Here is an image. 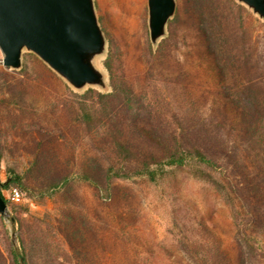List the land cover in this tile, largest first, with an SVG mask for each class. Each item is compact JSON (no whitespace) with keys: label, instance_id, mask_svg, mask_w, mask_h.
<instances>
[{"label":"rangeland","instance_id":"1","mask_svg":"<svg viewBox=\"0 0 264 264\" xmlns=\"http://www.w3.org/2000/svg\"><path fill=\"white\" fill-rule=\"evenodd\" d=\"M146 1L93 0L105 39V51L96 59L105 90L76 91L26 51L20 69H6L0 53V183L6 167L17 165L32 192L29 197L17 189L19 198L12 199L16 188L1 190L7 201L2 222L15 240L17 225L9 219L13 207L22 219H39L55 232L71 264H239L229 207L188 168L168 172L156 183L141 177L105 180L109 165H121L113 124L103 120L93 92L111 91L108 60L114 85L124 83L143 95L148 116L134 118L123 107L114 108L115 126L121 124L124 140L131 143L136 136L128 126L133 122L165 128L172 115L186 123L198 118L221 124V136L236 139L237 133L226 127L237 118L224 89L250 88L264 104V21L234 0H175L164 36L152 45ZM221 14L218 28L215 18ZM189 108L195 112L186 117ZM122 166L127 175L136 169L133 163ZM224 168L231 181L230 167ZM61 178L65 183L52 188ZM243 202L236 200L238 212ZM65 214L73 225L59 224ZM263 235L259 253L245 264H264ZM0 264L9 263L2 259Z\"/></svg>","mask_w":264,"mask_h":264},{"label":"trees","instance_id":"2","mask_svg":"<svg viewBox=\"0 0 264 264\" xmlns=\"http://www.w3.org/2000/svg\"><path fill=\"white\" fill-rule=\"evenodd\" d=\"M223 17L221 14L215 18V27H220ZM208 39L212 42L210 37ZM104 66L111 76V91L93 94L101 109L103 120L113 124L112 142L118 164L121 165L117 169L109 165L104 172L105 180H134L141 177L156 183L168 172L188 168L192 176L207 182L229 207L239 264H245L248 256L259 253L258 239L264 234V104L258 102L259 93L246 87L236 92L224 89L223 96L234 102L231 105L232 112L237 118L235 123L226 127L228 131L237 133L236 139L225 140L221 136V129H224L221 124L205 123L198 118L196 123H186L172 115L173 121L165 128L152 124L140 127L133 122L128 126V130L136 136L135 142L131 143L124 140L121 124L115 126L114 108L123 107L132 117L138 118L148 116L149 107L145 106L143 95L137 96L124 83L114 85L113 71L108 60ZM216 67L220 81L225 82L218 62ZM1 73L0 70V76ZM184 112L186 117H189L191 112L194 114L195 111L189 108ZM121 162L135 164V171L129 175L125 174ZM225 165L231 169V181L224 174ZM250 168L253 172H249ZM5 175L4 183H0V192L16 188L25 195L32 196L31 187L26 181L28 178L17 165L7 166ZM65 181L66 178L57 179L51 187L55 188ZM238 198L245 199L240 205V212L235 208ZM3 200L7 204L4 198ZM9 219L12 225H17L16 237L13 240L9 236L0 216V229L4 238V244L0 247V260L6 259L9 264H71L73 260L60 249L55 232L50 233L39 219H22L14 211V207L13 215ZM71 223L73 225L69 214L61 216L59 220L61 226L66 227ZM74 232L77 234V231Z\"/></svg>","mask_w":264,"mask_h":264},{"label":"water","instance_id":"3","mask_svg":"<svg viewBox=\"0 0 264 264\" xmlns=\"http://www.w3.org/2000/svg\"><path fill=\"white\" fill-rule=\"evenodd\" d=\"M264 21V0H234ZM149 40L164 36L175 11V0H147ZM35 55L72 89H106L104 73L96 65L105 39L93 0H0L1 65L21 67L22 53ZM0 216L7 205L0 192Z\"/></svg>","mask_w":264,"mask_h":264},{"label":"built area","instance_id":"4","mask_svg":"<svg viewBox=\"0 0 264 264\" xmlns=\"http://www.w3.org/2000/svg\"><path fill=\"white\" fill-rule=\"evenodd\" d=\"M11 197H12V199H18L19 198V192L17 189L11 190Z\"/></svg>","mask_w":264,"mask_h":264}]
</instances>
